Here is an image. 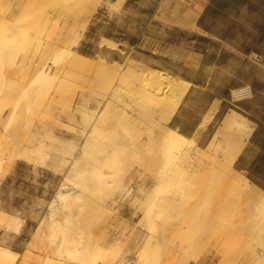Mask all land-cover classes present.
I'll return each mask as SVG.
<instances>
[{"label":"bare ground","instance_id":"obj_1","mask_svg":"<svg viewBox=\"0 0 264 264\" xmlns=\"http://www.w3.org/2000/svg\"><path fill=\"white\" fill-rule=\"evenodd\" d=\"M123 2L111 0L117 6ZM20 5L13 19L14 28L19 27L28 3ZM12 35L15 43L23 38L18 33ZM72 36L71 41L62 40L63 47L49 33L42 36V55L52 52L54 63L55 59L66 57L61 70L51 71L43 64L34 68L25 54L14 52L7 63L10 81L0 87V121L5 107L11 121L9 131L0 139V179L6 172L4 168L13 159L21 158L33 167L40 166L52 173L61 171L71 181L66 188L59 186L48 202V212L32 230L26 252L60 243L65 255L74 259L72 264H188L198 255L200 240L214 235L223 239L221 251L222 257L229 259L226 261L264 264V191L232 167L251 131L250 121L229 109L206 145L198 147L191 137L168 125L190 86L188 80L144 68L131 60L110 72V56H124L112 39H99V51L107 60L98 61L72 50L71 45L77 40L76 35ZM83 69L102 71V82L97 83L93 95L80 91L75 100L70 84L74 72ZM29 70L33 72L30 77ZM33 82L46 91L45 97L49 91L53 93L58 111L54 118L31 121L24 112L21 99ZM230 94L235 99L248 96L250 87L246 84L232 88ZM207 121L204 118L198 129ZM115 125L119 129L114 135L109 134ZM30 130H38V135L28 137L26 132ZM126 165L132 169H125ZM178 167L185 168V192L183 188V192L169 189L165 184L169 171L179 170ZM150 178L155 184L143 198L145 184L138 182ZM212 188L213 195L201 209L198 202H204L203 191ZM95 192L107 197L104 208L120 210L126 203L134 215L139 214L129 232L138 225L146 229L147 237L134 254L119 255L125 227H120L122 230L108 241L101 233H95L98 236H91L85 253L76 244L84 228L77 224L74 212L78 206L86 207V199L90 203L86 214L91 215L99 207L88 198ZM151 197H156L154 203ZM183 197L185 212L177 214L181 222L175 225L171 210ZM20 221L17 214L0 208V223H5L6 228L18 231ZM16 256L7 246L0 245V264H16Z\"/></svg>","mask_w":264,"mask_h":264},{"label":"rangeland","instance_id":"obj_2","mask_svg":"<svg viewBox=\"0 0 264 264\" xmlns=\"http://www.w3.org/2000/svg\"><path fill=\"white\" fill-rule=\"evenodd\" d=\"M203 1L207 0H139L137 2L128 0L125 4L117 6L112 4L111 0H0V87L8 85L10 81L11 71L7 63L8 57L14 52L17 55L25 54L34 68L43 64L53 71L56 68L61 70L66 65V57L57 58L54 63L52 52L41 54L39 49L42 48V36L45 33H49L50 38L61 47L64 46L63 39L71 41L72 35H76L77 40L71 45L72 50L98 61L106 59L99 51L98 42L101 37H107L115 42L116 48H121L124 52L123 58L113 54L110 60L106 59L110 72L115 71V68L121 69L125 60H131L144 68L156 69L198 84H204L207 80L202 87L195 86L201 94L196 102L198 113L191 115L190 118L191 122H194V118H198L199 112L202 111L204 114L201 119L208 117L211 122L208 127L205 125L199 128V131L185 133L191 137L194 145L198 147L206 145L223 113L229 108L245 115L254 126L252 120L264 119V12L262 9L253 11L247 7V3L251 0L215 1L213 3L215 7L211 6L205 19H201L199 23L206 25L211 32L224 36V42L211 43L208 51H203V55H200L202 47L192 41V38L195 32L201 33V30L195 26V18ZM18 2L21 4L27 2L28 6L24 18L18 23L19 27L14 28L13 19L18 8L21 7L18 6ZM259 2L263 1L259 0ZM179 27L184 28L181 30ZM12 33L23 35V38L15 43L14 39L12 40L14 36ZM205 64L207 67L203 70L202 65ZM32 74L33 72L29 70L27 76L30 77ZM102 77L103 72L100 70L96 72L83 69L74 72L70 84L73 98L77 100L76 94L80 91L86 95H93V90L98 82H102L100 80ZM228 81L234 86H225ZM245 84L251 86L252 97L244 107L238 109L232 105L229 90ZM5 91L6 88L3 89V93ZM45 93L42 88L39 89L38 82H33L31 88L23 95L21 105L31 121H38L42 117L51 119L55 117L56 112L58 114L57 101L53 93L49 91L46 97ZM209 100L212 102L207 104ZM4 109L0 121V139H3L11 125L8 107ZM168 125L175 128L170 120ZM118 129L119 125H115L108 133L114 135ZM37 132L38 130H30L26 135L34 137L38 135ZM190 157L195 164L192 154ZM2 163H4L3 159ZM124 168L131 170L132 166L126 165ZM178 168L180 172H176L179 171L176 168L169 171L165 184L169 189L185 192V168ZM4 170L6 172L0 179V194L3 196L0 199V208L17 214L21 219V226L19 225L18 233H13L10 231L13 229L6 228L5 223H0V245L8 246L20 253L39 218L48 212V202L59 186L66 188L71 181L66 180L61 171L52 173L40 166L33 167L31 163L21 158L13 159ZM240 174L245 177L243 173ZM137 179L138 177L136 181ZM138 183L145 184L143 190L146 192L142 191V197L146 196L155 184L151 178ZM132 184L133 188L134 182ZM142 185L140 184V187ZM214 191V188L203 191L204 202H198L201 209L205 207ZM142 192L139 193L140 196ZM29 194H33L34 198L35 194H38L43 199V204L39 206L41 213L37 218L28 216L26 212ZM102 195L100 192H95L88 197L90 202L99 205L91 215L86 214L89 203L86 199H84L86 207L76 208L74 213L77 224H82L84 228L76 244L81 246L83 248L81 251L85 253L90 238L92 235L95 236V233L98 232V235L101 233L100 236L108 241L122 230L120 227H125L121 235L124 240L121 242L124 243L120 244L122 250L119 255L121 257L128 253L134 254L147 237L146 229L138 225L129 232V226L134 225L139 214L134 215L126 203L121 211L116 208H113L114 210L104 208L102 204L107 202V197ZM150 199L154 203L156 197ZM152 206L154 207L153 204ZM171 212L173 224H180L181 220L178 219L177 214L185 212V197L175 202ZM122 216L127 219L124 220ZM211 237L200 240L201 244L197 247L199 253L195 260H190L188 264H220V262L240 264L237 259H232L234 262L232 263L231 260L226 261L229 259L225 260L222 257V237L214 238V235ZM213 240L218 243L214 245ZM98 242L101 240L99 239ZM73 261V258L65 255L63 246L56 243L38 250L35 255L30 253L16 264H72Z\"/></svg>","mask_w":264,"mask_h":264},{"label":"crops","instance_id":"obj_3","mask_svg":"<svg viewBox=\"0 0 264 264\" xmlns=\"http://www.w3.org/2000/svg\"><path fill=\"white\" fill-rule=\"evenodd\" d=\"M126 1H128V0H124L123 4H125ZM130 1L137 2L139 0H130ZM215 1H218V0H207L206 2L203 1V3L201 4V7L199 8V10L197 12V16L195 18V23H196L195 26L201 30V33L195 32L193 35L192 41L201 45L202 49L200 50V52H201L200 55H203V53H204L203 51H208L211 43L219 42V41L224 42V36L220 35L217 32H211L209 30V28L206 27V25L203 26L199 23V21L201 19H203V18L205 19L208 9L211 6L215 7V5L213 4V3H215ZM262 1L263 2H259V0H257V1L251 0V2L249 1L247 3V7L251 8V10H253V11H257L259 9H262V11L264 12V0H262ZM219 4L220 3H218V5ZM183 28L184 27H179V29H181V30H183ZM218 65L219 64H215V66H218ZM202 66L204 68L203 70H205L207 67L206 64L202 65ZM219 66H221V65H219ZM186 80H188V79H186ZM188 81L190 82V86L187 89L182 100L180 101V103L178 104L177 108L175 109L173 115L170 118V121L173 123V126L175 127L174 129H176V130L178 129L177 131H179L180 133H183V134H185V133L191 134L195 130L199 131L198 126L201 123V121L203 120V119H201V116L204 114V112H202V111L199 112L198 118L193 117L195 119L194 122H191V118H190L191 115L195 114L196 112L198 113V111L196 110V102L199 99V96L201 94L198 89H195V86L202 87L204 84L207 83V80L204 81V84H202V83L198 84V83H195L193 81L191 82V80H188ZM225 86L230 87V86H234V84H231L230 81H228V83L225 84ZM237 87H239V86H237ZM249 87H250V94L248 96H244V97L237 98V99H235V98L233 99L230 96L232 105H234L238 109H241V107H244V104L246 102H248L249 99L252 97L251 86L249 85ZM234 88H236V87H234ZM229 95H230V93H229ZM211 102H212V100H209L207 102V104H210ZM229 109H233V108H229ZM228 110H226V112ZM233 110H235V109H233ZM226 112H224L223 115ZM245 114L247 115V113H245ZM223 115H222V117H223ZM243 116L245 117V115H243ZM205 118H207L209 121L208 117H205ZM221 118H220V120H221ZM208 121L206 122L207 124L205 123L206 127H208V125L211 122V121H209V122ZM252 121L254 123V126H252V123L250 121L251 131H250L248 137L246 138L240 152L238 153V155L236 156V158L232 162V167L235 170L243 173L249 182L255 184L262 191H264V119L252 120ZM12 182H14V181H12ZM35 195H36L35 198L33 197V194H29V196L27 197L28 201H27V211L26 212H27L28 216L33 217V218H37L38 216H40L41 210H39V206L43 204L42 203L43 199L41 197H39L38 194H35ZM2 197H3L2 194H0V199H2ZM22 209H24V207ZM2 210H4V209H2ZM7 213H9V212H7ZM10 214H12V213H10ZM20 226H19V230H20ZM19 230L18 231L10 230V231L13 233H18ZM26 242H25L24 248L22 249V251L20 253L10 249L7 246L10 250L14 251L17 254L16 263L21 259L22 260L25 259V257L30 255V253L35 255L38 252V249H33L30 252H26Z\"/></svg>","mask_w":264,"mask_h":264}]
</instances>
